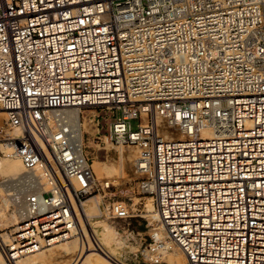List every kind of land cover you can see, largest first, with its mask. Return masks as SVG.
Here are the masks:
<instances>
[{
    "label": "built area",
    "instance_id": "built-area-1",
    "mask_svg": "<svg viewBox=\"0 0 264 264\" xmlns=\"http://www.w3.org/2000/svg\"><path fill=\"white\" fill-rule=\"evenodd\" d=\"M67 108L113 111L108 139L188 264H264L263 0H0V139L26 174L0 264L81 237L75 208L110 189Z\"/></svg>",
    "mask_w": 264,
    "mask_h": 264
},
{
    "label": "rangeland",
    "instance_id": "rangeland-1",
    "mask_svg": "<svg viewBox=\"0 0 264 264\" xmlns=\"http://www.w3.org/2000/svg\"><path fill=\"white\" fill-rule=\"evenodd\" d=\"M89 115L97 117L100 122L99 131L97 123H89ZM112 116L113 111L107 109L86 110L81 115L85 133V154L92 163L96 180L99 183H110V189L89 197L87 200L97 196L98 200L100 199L101 209L103 204L109 201H123L131 208L132 217L127 220H111L101 215L91 217L89 223L103 221L113 230L115 242H126L121 257L127 264H171L167 260V256L172 253L173 243L157 223L156 211L147 208L148 203L153 204V201L151 196L144 195L139 188L141 177L136 171V152L134 149L112 145L108 139V130L114 121ZM5 119V115H0V125L4 123ZM136 125L137 122L134 121V129H136ZM11 134L12 132L8 135L11 136ZM13 137L15 136L13 135ZM5 143L7 142L0 139V144ZM95 163L97 166H94ZM105 167L110 168L113 172L108 178L104 177L106 176V173H103ZM100 170L103 171L100 172ZM24 174L22 162L18 158H11L9 154L0 149V235L2 238L5 235L8 238L12 234L14 235L21 223V219L14 216H16V210L20 209L15 204L18 200L22 202V192L15 191H19L18 182L23 180L26 175ZM14 176H19V178L8 181ZM75 238L77 237L70 240ZM156 246L160 250L159 253L154 250ZM45 249L47 247L41 250ZM55 249L46 251L40 264H71L78 251L77 249L68 255L63 249Z\"/></svg>",
    "mask_w": 264,
    "mask_h": 264
},
{
    "label": "bare ground",
    "instance_id": "bare-ground-1",
    "mask_svg": "<svg viewBox=\"0 0 264 264\" xmlns=\"http://www.w3.org/2000/svg\"><path fill=\"white\" fill-rule=\"evenodd\" d=\"M61 113L62 115H64L65 117L69 119L70 124L73 128H75L76 130H80L83 128V123L81 122L82 110L80 108H67V109L62 110ZM0 115H5V114L0 113ZM13 135L15 137H13ZM10 137L11 138L18 137V133L14 131L12 132L11 136L9 135V138ZM0 149L3 150L7 154L11 153L10 146L7 143L0 144ZM94 166H97V164L95 163ZM103 170H104L103 173H106V176H104L105 178L106 177L108 178L110 175L113 174L110 168L105 167L103 168ZM103 170H100V172ZM24 175H22V177H24ZM35 175L38 177V179H35V181L38 184L43 185L47 189L48 184L43 176V171L39 168L35 172ZM16 178H19V176H14L11 179H8V181L14 180ZM147 208L149 210L156 211V215L158 218L157 223L160 224L162 229L167 234L168 238L173 243L172 253L167 256V260L171 264H188L184 251L181 249V247H179L177 243H175L170 238L169 233L167 232L165 226L161 223L156 208L153 206L151 202L148 203ZM75 209L78 215L79 226L77 227V230H75L74 226H72V232L73 234H75V232L77 233L78 228H80L78 232L81 237L75 238L73 240H68L63 243H59L57 245L48 247L45 250L40 249L39 251L35 253L25 255L19 258L18 260H16L14 264H40V262L44 258L43 255H46L44 253H46V251L53 250L54 248L56 249L60 248V250L63 249L65 254L67 253L68 255L75 252V250L78 249L77 255L71 264H127L121 257L123 246L126 245V242H115V234L113 230L111 229L110 226L106 225L103 221L89 223V219L91 217L102 215L100 199L98 200V197L95 196L93 198H90L86 202H84L82 205H78V207ZM23 212L24 210L22 208L17 209L16 216L14 217L21 219L23 216L22 214ZM3 240L5 243L9 242V239L6 235L3 237ZM154 250L157 253L160 252L157 246L155 247ZM1 264H5V263L1 261Z\"/></svg>",
    "mask_w": 264,
    "mask_h": 264
}]
</instances>
